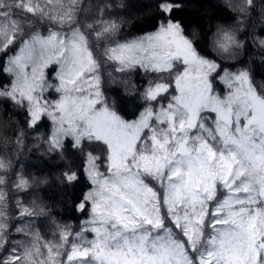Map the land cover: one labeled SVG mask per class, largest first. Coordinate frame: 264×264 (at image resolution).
<instances>
[{
  "label": "snow or ice",
  "instance_id": "1",
  "mask_svg": "<svg viewBox=\"0 0 264 264\" xmlns=\"http://www.w3.org/2000/svg\"><path fill=\"white\" fill-rule=\"evenodd\" d=\"M153 6L152 30L129 39L139 25L108 5L89 19L80 0H0V113L48 130L38 147L79 214L41 243L32 218L48 206L18 203L13 224L0 188V264H264V83L242 59L264 52V8L257 31L242 0L205 53L185 0ZM40 182L16 173L13 187Z\"/></svg>",
  "mask_w": 264,
  "mask_h": 264
},
{
  "label": "trees",
  "instance_id": "2",
  "mask_svg": "<svg viewBox=\"0 0 264 264\" xmlns=\"http://www.w3.org/2000/svg\"><path fill=\"white\" fill-rule=\"evenodd\" d=\"M228 1V0H227ZM242 3V0H236ZM84 11L82 16L91 19L96 14L97 5H108L105 15L113 19L126 18L134 21L139 27H133L130 22L124 26L123 36L133 38L143 34V31H150L152 21L157 13L154 9V0H80ZM223 0H185V7L179 12V16L185 24L186 33L196 41L198 47L205 53L212 49L214 34L219 28H230L236 26L239 13L232 4ZM256 10L252 18L256 21V30L259 31L261 17L259 16L264 3L255 0ZM121 5H126L122 9ZM130 33V35H129ZM245 66L253 71L257 83H264V52L249 43L246 54L242 56ZM11 117V118H9ZM44 127L38 130L28 129L24 126V115L19 113L12 116L0 113V159L11 162L7 171H0L5 176L7 183L0 185L6 193V213L13 224L19 219L18 203L35 209L37 204L47 205L48 215L39 218H32L33 224L38 228L42 242L58 241L56 224H71L74 230H78V213H73L72 195L66 193L59 186L54 177L58 174L59 165L62 163L58 158L46 154L38 144L42 142L47 134ZM23 133V135H21ZM22 173L32 181H46L32 183L26 190H18L13 187L15 174ZM80 195V190L75 191ZM13 237L18 240H31L22 234L15 233ZM42 256L37 259H45L47 250L42 248Z\"/></svg>",
  "mask_w": 264,
  "mask_h": 264
},
{
  "label": "rangeland",
  "instance_id": "3",
  "mask_svg": "<svg viewBox=\"0 0 264 264\" xmlns=\"http://www.w3.org/2000/svg\"><path fill=\"white\" fill-rule=\"evenodd\" d=\"M223 1H226L225 3H230L232 4V6H234L235 8H237L241 3L239 1H236V0H223ZM126 5H124L123 7H121L122 9L125 8ZM230 28H233V27H230Z\"/></svg>",
  "mask_w": 264,
  "mask_h": 264
}]
</instances>
